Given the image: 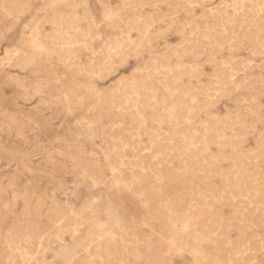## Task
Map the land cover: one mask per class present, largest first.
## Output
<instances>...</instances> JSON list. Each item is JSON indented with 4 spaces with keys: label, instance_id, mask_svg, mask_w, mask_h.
<instances>
[{
    "label": "rangeland",
    "instance_id": "obj_1",
    "mask_svg": "<svg viewBox=\"0 0 264 264\" xmlns=\"http://www.w3.org/2000/svg\"><path fill=\"white\" fill-rule=\"evenodd\" d=\"M148 1L0 0V264L264 258V0ZM137 145L125 222L104 153Z\"/></svg>",
    "mask_w": 264,
    "mask_h": 264
},
{
    "label": "bare ground",
    "instance_id": "obj_2",
    "mask_svg": "<svg viewBox=\"0 0 264 264\" xmlns=\"http://www.w3.org/2000/svg\"><path fill=\"white\" fill-rule=\"evenodd\" d=\"M148 1V0H147ZM201 1V0H200ZM149 2V1H148ZM232 2V1H231ZM246 4V3H245ZM247 5V4H246ZM247 7V6H246ZM223 10V9H222ZM225 10V9H224ZM259 10V9H258ZM209 11V10H208ZM228 11V9H227ZM246 11V9H245ZM224 12V11H223ZM259 12V11H258ZM241 15V14H240ZM229 17V16H228ZM224 18V17H223ZM234 18V17H233ZM221 19V17L219 18ZM234 20V19H233ZM244 20V18H243ZM240 23V22H239ZM242 23V22H241ZM226 24V23H225ZM229 25V24H228ZM248 25V24H247ZM250 25V24H249ZM246 26V25H245ZM234 27V26H233ZM262 27V26H261ZM208 28V27H207ZM226 28V27H225ZM234 29V28H233ZM237 29V28H235ZM246 29V28H245ZM197 31V30H196ZM200 31V30H199ZM221 32V31H220ZM223 32V31H222ZM229 32V31H228ZM250 32V31H249ZM195 33V32H194ZM217 33V32H216ZM252 33V32H251ZM250 33V34H251ZM221 34V33H220ZM246 34V33H245ZM254 34V32H253ZM197 35V34H196ZM201 35V34H200ZM199 35V36H200ZM222 35V34H221ZM224 35V34H223ZM207 36V35H206ZM198 37V35H197ZM251 37V36H250ZM193 39V38H192ZM195 39V38H194ZM199 40V39H198ZM201 40V39H200ZM203 40V39H202ZM222 40V39H221ZM227 40V39H226ZM237 40V39H236ZM218 41V40H217ZM263 42V41H262ZM199 43V42H198ZM214 43V42H213ZM217 43V42H216ZM195 45V44H194ZM194 47V46H193ZM223 47V46H222ZM254 49V48H253ZM257 50V48H256ZM264 52V50H263ZM182 56V55H181ZM221 62V61H220ZM20 64V63H19ZM222 65V64H220ZM187 71V69H186ZM195 71V70H194ZM196 72V71H195ZM200 72V71H199ZM187 73V72H185ZM97 74V73H96ZM187 75V74H186ZM226 76V74H225ZM171 77V76H170ZM155 78V77H154ZM188 78L189 75H188ZM157 80V79H156ZM225 80H227L225 78ZM223 88V87H222ZM191 91V90H190ZM135 93V91H133ZM132 92V93H133ZM186 93V92H185ZM194 93V92H193ZM214 93V92H213ZM196 94V93H195ZM199 96V95H198ZM213 97V96H212ZM187 104V103H186ZM189 104V102H188ZM88 115V114H87ZM218 122V121H217ZM226 122V121H225ZM233 124V123H232ZM228 127V126H227ZM201 131V130H200ZM118 138L121 140V144L122 146H125L128 144L129 141V137L126 134V132L119 130L118 132ZM220 138V137H219ZM222 141V140H221ZM229 144V143H228ZM232 144V143H231ZM264 144V143H263ZM225 146V145H224ZM257 146V145H256ZM137 148H133V154L132 155H127V153L125 151H123L120 155L116 156V158L112 159L107 155V153H104L106 162L109 166V169L112 173V181H113V185H114V193H116V197L118 198L117 204L114 205V207L111 209L113 216H117V215H122L124 218L125 222H129V220L131 219V217H135L137 216V214H139L145 207V200L148 199L147 196H149L148 193H146L145 191L142 190L141 187V180H140V175L142 174V172L144 171L145 168V163H144V154L142 153V147H140L139 145L136 146ZM101 149V147H100ZM245 151V150H244ZM254 156V155H253ZM244 166V165H243ZM235 170V169H233ZM171 176V175H170ZM158 177V176H157ZM135 179L136 182L140 185H138V187L136 188V190L132 189V184H133V180ZM24 189V188H23ZM24 191V190H22ZM21 191V192H22ZM216 191V190H215ZM220 192V191H219ZM23 193V192H22ZM30 193V192H29ZM33 193V192H32ZM15 194V192H14ZM31 194V193H30ZM29 194V196H30ZM81 194L84 196L83 199H85L86 202H83L80 206L81 208H85L86 206H91L94 207L97 203L96 199L93 198V196H91L90 194L87 193V190H81ZM219 194V193H218ZM247 194V193H246ZM22 194H19V196H21ZM32 195V194H31ZM255 195V194H254ZM152 196V195H151ZM243 196V195H242ZM31 197V196H30ZM202 197V196H201ZM218 197V196H217ZM237 197V196H236ZM243 198V197H242ZM37 199V198H36ZM29 200V198H28ZM193 200V199H192ZM43 201V199H42ZM154 201L151 199V202ZM21 202V201H20ZM24 202V200L22 201ZM65 202V200H64ZM190 202V201H189ZM193 202V201H192ZM205 202V201H204ZM53 203V202H52ZM44 203L40 202L37 205V209H41ZM69 205V204H68ZM199 205V204H198ZM197 205V206H198ZM11 206V204H10ZM34 206V204H33ZM79 206V207H80ZM189 206V205H187ZM235 206V205H234ZM246 206V204H245ZM12 207V206H11ZM247 207V206H246ZM32 208V207H31ZM195 208V207H194ZM21 209V208H20ZM72 209V208H71ZM249 209V208H248ZM206 210V209H205ZM40 211V210H39ZM199 211V210H198ZM192 212V211H191ZM195 212V211H194ZM192 212V213H194ZM186 213V212H185ZM256 213V212H255ZM39 214V213H38ZM80 214V213H79ZM195 214V213H194ZM196 215V214H195ZM220 215V214H219ZM238 215V214H237ZM252 215V214H251ZM264 215V214H263ZM46 216L48 217L49 220H51L52 222L55 221L57 222L60 219L59 216V212L52 208L50 206V208L47 209L46 211ZM236 216V215H235ZM172 217V216H171ZM219 217V216H218ZM237 217V216H236ZM240 218V216H239ZM187 219V218H186ZM248 219V218H247ZM217 220V219H216ZM243 220V219H242ZM252 220V219H251ZM189 221V219H188ZM202 221V220H201ZM218 221V220H217ZM199 222V221H197ZM238 222V221H237ZM184 223V222H183ZM187 223V220L186 222ZM181 224V223H180ZM192 224V222H191ZM196 225V224H195ZM214 225V224H213ZM184 226V225H183ZM188 226V225H187ZM238 226V225H236ZM235 226V227H236ZM89 227L92 228L91 231H89L93 236H92V240L91 241H95L96 245H98L100 242L99 237H101L103 235V233L107 232V229H101L100 227H98L97 225L95 226L94 224H89ZM197 227V226H196ZM250 227V226H249ZM205 228V227H204ZM218 228V227H217ZM237 228V227H236ZM197 229V228H196ZM232 229V228H231ZM184 230V228L182 229ZM188 230V229H187ZM200 230V229H198ZM85 231V230H84ZM142 231V230H141ZM210 231V230H209ZM146 232V231H145ZM143 233V232H142ZM180 233V232H179ZM108 234V233H107ZM145 234V233H144ZM195 234V233H194ZM185 235V234H184ZM199 236V235H198ZM247 238V236H246ZM226 240V238H225ZM248 240V239H247ZM261 240V238H260ZM224 242V241H223ZM72 243V242H71ZM252 245V244H251ZM258 245V243H257ZM241 246V245H240ZM260 246V245H259ZM224 247V246H223ZM242 247V246H241ZM85 250V252L90 253L93 255V248L91 245H87L83 248ZM261 249V248H259ZM222 250V249H220ZM241 250V249H240ZM93 253H92V252ZM223 251V250H222ZM40 253H42L45 257H54L55 255H61V254H65V255H70L71 253L68 252L66 249L62 248L61 250H59L57 252V250L53 249L52 247H50L49 245H42L41 244V248H40ZM95 253L97 255H99L101 253L100 249L95 250ZM94 253V254H95ZM233 256V255H231ZM44 258V257H43ZM47 260V259H45ZM44 260V261H45ZM48 264V263H47ZM49 264H55V263H49ZM67 264H73L72 261H68Z\"/></svg>",
    "mask_w": 264,
    "mask_h": 264
},
{
    "label": "snow or ice",
    "instance_id": "obj_3",
    "mask_svg": "<svg viewBox=\"0 0 264 264\" xmlns=\"http://www.w3.org/2000/svg\"><path fill=\"white\" fill-rule=\"evenodd\" d=\"M83 7H87V5H83ZM101 8H103V13L99 17V24L103 25L107 22H109L112 19V13L113 8L110 4L105 3L101 5ZM262 253H264V242H262ZM176 257H183L184 255H188L192 257V259H189L186 264H239L238 261H226V260H201L198 257L201 255L199 249H196L194 251L185 252L183 249H177L175 253L173 254ZM163 264H174L173 260H165L163 261ZM175 264H185V262L181 260L175 261ZM245 264H264V258H261L259 261H246Z\"/></svg>",
    "mask_w": 264,
    "mask_h": 264
}]
</instances>
